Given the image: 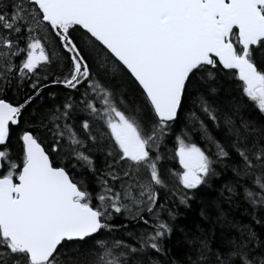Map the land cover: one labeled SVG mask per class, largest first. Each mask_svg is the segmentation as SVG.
I'll return each mask as SVG.
<instances>
[{"label":"snow or ice","instance_id":"1","mask_svg":"<svg viewBox=\"0 0 264 264\" xmlns=\"http://www.w3.org/2000/svg\"><path fill=\"white\" fill-rule=\"evenodd\" d=\"M0 264H264V0H0Z\"/></svg>","mask_w":264,"mask_h":264}]
</instances>
